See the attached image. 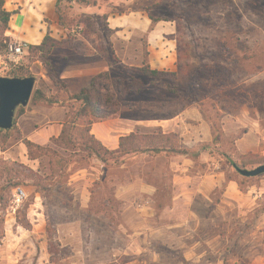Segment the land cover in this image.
<instances>
[{
    "label": "rangeland",
    "instance_id": "obj_1",
    "mask_svg": "<svg viewBox=\"0 0 264 264\" xmlns=\"http://www.w3.org/2000/svg\"><path fill=\"white\" fill-rule=\"evenodd\" d=\"M95 1L63 2L71 23L57 40L67 46L48 57L27 48L17 66L4 63L12 27L2 35L0 21V76L35 77L32 97L61 101L109 71L113 55L127 66L174 63L161 71L177 73L179 96L137 75L144 88L109 120H137L140 146L212 149L195 162L125 154L132 140L117 148L111 128L102 163L78 143L85 121L73 143L55 134L60 123L69 130L74 106L31 98L0 133V264H264V174L244 177L228 161L264 165V0ZM178 115L179 132L158 128ZM17 187L27 197L13 209Z\"/></svg>",
    "mask_w": 264,
    "mask_h": 264
},
{
    "label": "trees",
    "instance_id": "obj_2",
    "mask_svg": "<svg viewBox=\"0 0 264 264\" xmlns=\"http://www.w3.org/2000/svg\"><path fill=\"white\" fill-rule=\"evenodd\" d=\"M63 2L77 3L79 5L93 6L96 5L95 0H57L56 12L59 16V25L64 29L70 27L71 20L67 15L64 14L61 4ZM15 12H7L4 10V1L0 0V21L4 24L2 35L8 29L11 17ZM150 19L153 24L158 22L151 14H149ZM7 43L2 46V49L8 53V43L10 38H6ZM68 41L57 40L51 37L49 34L44 38L40 45H29L26 44V49L33 50L40 53L44 57H48L53 48L65 47ZM109 71L102 72L94 76L89 84L85 86L79 93L72 94L68 96L66 100H54L47 99L40 91H37L34 95V99L43 100L49 102L50 104H58L60 106H74V112L71 119V125L67 131V124H64L63 130L59 140L63 142L69 141L71 143L76 140L74 137L75 131L81 121H85L87 125L86 134L87 139L83 141H78V143L83 148L84 152L88 155V158L98 159L102 163H108V156L112 155L99 140H97L91 134V126L98 121L111 119L121 112V106L126 97L131 94H139L145 86L142 79H139L137 75H141L151 80V85L153 87H163L162 89H167L169 93L173 96H179L180 86L177 80L176 72H165L158 69H154L150 64L144 63L142 66H127L121 63L116 56L113 55V59L108 62ZM123 69L122 72H120ZM125 73V74H119ZM166 77H171L172 80H166ZM12 78H25L24 76H14ZM15 126V121H14ZM13 126V128H14ZM12 128V129H13ZM10 130H0V133H7ZM67 133V139L65 138ZM165 136V135H164ZM127 140H132L133 148L131 150L124 151L125 154L134 153L136 155L148 154L151 156H157L162 153L175 155V156H187L192 161H196L202 151H209L212 149L210 145H203L197 151L191 150H178L176 148L168 147H156V146H140V137L137 134L132 133L130 136L121 138L120 149L125 148L124 142ZM25 145L28 148L29 153H31V148L34 147V143L29 140H24ZM138 145L140 148H135ZM116 161V160H115ZM232 166L237 170L240 168L238 164L231 160H228ZM4 196L0 194V200L2 201ZM2 202H0L1 204Z\"/></svg>",
    "mask_w": 264,
    "mask_h": 264
},
{
    "label": "crops",
    "instance_id": "obj_3",
    "mask_svg": "<svg viewBox=\"0 0 264 264\" xmlns=\"http://www.w3.org/2000/svg\"><path fill=\"white\" fill-rule=\"evenodd\" d=\"M3 1L4 10L7 12H15L9 22V25L12 27V30H9L12 33V35H9L11 41L16 40L29 45H40L48 34L56 39L64 34V30L59 25V16L56 12L57 0ZM164 66L167 69H172L174 63L163 61L158 70H162ZM180 115L171 119L159 120L158 128L164 133L179 132L177 129L178 124L175 122ZM104 121L102 123H94L91 126V134L104 144L107 142L105 141L107 138L104 135H107L106 132H109L112 128L114 131L112 134L117 135V148L120 147L121 138L130 136L138 126L137 120L123 119L120 116L113 120L108 119ZM63 126V123L54 126L57 137L62 133ZM113 148H116V146ZM140 192H143V194L150 192L149 187L147 185L142 186ZM124 194L123 191H117L116 198L123 199ZM82 198L83 206L87 207L91 198L84 196Z\"/></svg>",
    "mask_w": 264,
    "mask_h": 264
},
{
    "label": "water",
    "instance_id": "obj_4",
    "mask_svg": "<svg viewBox=\"0 0 264 264\" xmlns=\"http://www.w3.org/2000/svg\"><path fill=\"white\" fill-rule=\"evenodd\" d=\"M35 77L9 78L0 76V130H11L14 126L16 110L30 102L35 88ZM237 171L244 177L252 178L264 174V165L255 169Z\"/></svg>",
    "mask_w": 264,
    "mask_h": 264
},
{
    "label": "built area",
    "instance_id": "obj_5",
    "mask_svg": "<svg viewBox=\"0 0 264 264\" xmlns=\"http://www.w3.org/2000/svg\"><path fill=\"white\" fill-rule=\"evenodd\" d=\"M26 52V44L20 41H9L8 43V66H17L20 63L21 58L25 55ZM27 193L25 192L24 188L17 187L15 189L14 200H13V209L19 207L26 199Z\"/></svg>",
    "mask_w": 264,
    "mask_h": 264
},
{
    "label": "bare ground",
    "instance_id": "obj_6",
    "mask_svg": "<svg viewBox=\"0 0 264 264\" xmlns=\"http://www.w3.org/2000/svg\"><path fill=\"white\" fill-rule=\"evenodd\" d=\"M76 248H78V247H76Z\"/></svg>",
    "mask_w": 264,
    "mask_h": 264
}]
</instances>
